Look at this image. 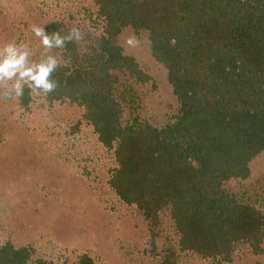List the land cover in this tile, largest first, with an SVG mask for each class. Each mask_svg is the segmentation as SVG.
Masks as SVG:
<instances>
[{"label": "rangeland", "instance_id": "374dc122", "mask_svg": "<svg viewBox=\"0 0 264 264\" xmlns=\"http://www.w3.org/2000/svg\"><path fill=\"white\" fill-rule=\"evenodd\" d=\"M105 25L95 0H0V43L27 44L29 63L53 56L58 68L94 71L89 91L110 87L102 95L117 105L121 126L175 124L180 103L147 31L124 26L113 43L147 76L140 81L124 65L103 64L97 40ZM33 26L56 30L67 45L44 46ZM54 97L27 78L0 79V247L26 249V264H77L82 256L91 264H215L220 258L181 249L170 207L147 218L119 197L111 183L120 169L115 143L99 141L84 105ZM248 168L246 178L223 180L220 188L264 220V151ZM261 249L240 241L220 261L264 264V242Z\"/></svg>", "mask_w": 264, "mask_h": 264}, {"label": "trees", "instance_id": "16d2710c", "mask_svg": "<svg viewBox=\"0 0 264 264\" xmlns=\"http://www.w3.org/2000/svg\"><path fill=\"white\" fill-rule=\"evenodd\" d=\"M95 1L106 21L97 40L100 55L106 56L103 64L124 65L131 76L147 79L113 44L124 26L147 31L181 115L159 130L121 126L119 109L102 95L104 88L89 91L94 71L81 68L56 65L48 76L53 87L46 92L85 106L99 141L106 147L115 143L120 169L111 183L116 193L147 218L170 207L181 249L220 258L215 264H222L240 241L262 250L259 211L220 186L229 178H246L248 162L264 151V0ZM54 32L47 27L44 34L54 43L55 34L67 45ZM67 50L74 54L73 48ZM25 254L24 248L4 244L0 264H26ZM77 264L91 260L82 256Z\"/></svg>", "mask_w": 264, "mask_h": 264}, {"label": "clouds", "instance_id": "9594fccd", "mask_svg": "<svg viewBox=\"0 0 264 264\" xmlns=\"http://www.w3.org/2000/svg\"><path fill=\"white\" fill-rule=\"evenodd\" d=\"M32 31L36 36L41 37V43L44 46H50L51 42L41 28L33 26ZM72 31L76 32L77 30L72 29ZM70 38L66 37V39ZM77 38H79L78 35ZM52 39L56 45L62 44L61 39L55 34ZM26 48L27 44L0 43V79H7L16 75L19 79L27 78L34 86L45 91L50 90L53 84L48 80V76L56 67L57 60L55 57L49 56L46 61L29 63ZM14 87L19 94V83L15 84Z\"/></svg>", "mask_w": 264, "mask_h": 264}]
</instances>
